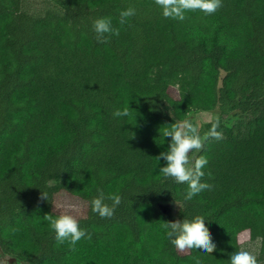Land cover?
Here are the masks:
<instances>
[{
    "label": "trees",
    "instance_id": "obj_1",
    "mask_svg": "<svg viewBox=\"0 0 264 264\" xmlns=\"http://www.w3.org/2000/svg\"><path fill=\"white\" fill-rule=\"evenodd\" d=\"M38 1L33 7L28 0H0L3 252L23 262L40 258L36 264H196L198 249L175 254L174 263L96 246L115 229L122 230L126 243L141 244L145 221H134L127 207L151 198L150 192L142 197L138 191L164 180L167 188L153 198L158 212L153 217L161 215L154 227L159 237H166L164 222L202 216L212 235L235 247L238 235L248 232L240 237L260 240L264 254V0H222L214 14L189 11L184 21L165 18L154 0ZM130 7L136 14L120 25V12ZM102 18L120 29L108 43H98L93 30ZM170 88H176V97ZM126 107L128 116L113 115ZM191 112L213 115L205 133L215 118L220 120L223 139L192 154L208 159L201 182L211 190L185 201L188 185L165 178L161 166L155 174L146 169L120 174L109 170L112 161L106 157L82 176L70 177L72 166L86 163L87 150L97 147L168 149L171 138L164 131L188 120ZM114 158L123 164L134 160ZM53 176L73 195L92 200L103 192L109 205V196L122 197L112 218L103 221L92 212L91 239H81L75 251L56 241L45 219L58 216L39 194L50 188L46 182ZM11 191L26 193L24 200L15 204ZM52 234L53 252L42 258L37 239ZM204 264L230 262L206 259Z\"/></svg>",
    "mask_w": 264,
    "mask_h": 264
},
{
    "label": "clouds",
    "instance_id": "obj_2",
    "mask_svg": "<svg viewBox=\"0 0 264 264\" xmlns=\"http://www.w3.org/2000/svg\"><path fill=\"white\" fill-rule=\"evenodd\" d=\"M154 2L162 9V15L165 18L179 21H184L186 19L185 13L189 11L199 10L205 15H212L222 7V0H154ZM135 14L136 10L131 7L121 11L120 25L126 24L128 19ZM93 30L96 33L98 43H108V36H119L120 33L119 28L112 26L110 18L94 21ZM113 115L126 117L129 115V108L126 107L122 111L117 110ZM219 127L220 120L217 117L210 130L202 136L199 127L185 119L172 124L170 130L164 131V136L170 137L171 143L168 150L157 157L158 160L163 159L166 162V166L160 168V172L165 178H171L177 184L188 185V191L184 197L185 201H190L201 192L211 190L213 187L208 183L201 182L205 176L203 169L208 165V159L203 155L194 157L192 154L202 151L205 144L210 140H222L223 134L218 131ZM208 176L211 177L210 172ZM41 199L47 200L48 194L41 192ZM108 199L112 201L111 205L105 203V196L103 192H100L90 202L92 212L101 218H112L116 208L122 202V197L119 194H114ZM60 206L70 211L63 212L55 218L46 215L45 219L49 221L51 229L55 232L56 241L59 244L68 242L70 249L75 251L77 242L85 238L90 240L91 234L85 229H81L77 215L73 214L79 212L76 204L66 201ZM162 227L166 230V236L170 243L181 253L193 249H200L208 254L216 251V244L213 242L202 216H196L192 220L164 222ZM9 259H7L6 264ZM196 264H200L199 259H196ZM230 264H258V261L254 254L242 249L231 255Z\"/></svg>",
    "mask_w": 264,
    "mask_h": 264
},
{
    "label": "rangeland",
    "instance_id": "obj_3",
    "mask_svg": "<svg viewBox=\"0 0 264 264\" xmlns=\"http://www.w3.org/2000/svg\"><path fill=\"white\" fill-rule=\"evenodd\" d=\"M28 1L33 4V7H37L39 5L38 0H28ZM169 93L176 97V94H177L176 88H170ZM187 118L194 125L199 127L200 134L203 136L205 131H206L204 128L205 124L207 122H210L213 119V115L211 113H194V112L192 113L191 112L187 116ZM167 150L168 149H165V147H160L157 145H142V146H131V147L126 146V147H121V148H111V147L100 148V147H97V148L92 149V150H87L89 160L86 163L84 162L82 164V166L81 165H73L72 166L73 169H71L72 173H71L70 177L82 176L85 172V168H88L91 164L93 165L95 163L100 165V163L97 159H100L103 157L111 159L112 166H109L110 169L109 168L108 169L110 171H113V172H119L121 174V173H126L129 171H133L134 169H137L140 171H142V170L145 171V169H146L147 171H145V173L155 174L157 172V169L159 166H161V167L166 166V162L163 159L158 160L157 157H159L162 152H166ZM107 153H109V154H107ZM90 154H92V155H90ZM115 155L116 156L120 155L121 157H125V156L131 157L132 156V159H134V160H132V164L131 163L130 164H123L125 162H120L119 160H116L114 158V157H116ZM118 163H120V164H118ZM46 185H51V186H49L50 187L49 189H47V187H46L45 189H43V191H40L39 194L41 195V192L42 193L46 192L48 194L49 204L50 205L53 204L52 209H51L53 213L59 215L63 212L70 211L69 209H66V208L60 206L63 202L67 201V202H71L73 204H76L78 206L79 212L73 213V214L77 215L78 219H82L86 215V213H85V209L87 208L86 203L82 199H80L78 196L75 197V195L70 194L68 192L67 188L64 187L60 183L59 178H56V177L54 178V176L48 178ZM87 185H89V181H88ZM15 193H16L15 191H11V197L10 198L13 199L15 204H18V202H21V200H24L23 196H25L26 193L23 194V192H21L18 195H16ZM34 195H35V193H34ZM147 195L148 194L142 193V197H146ZM27 198L29 199V197H27ZM15 201H18V202H15ZM31 202H33V201H31ZM129 206L127 208H132V206H130V207ZM145 206L146 205H144V207L139 206L140 208L134 207V208H136L134 210L135 214H137L138 217H140V218H136V221H137V219H141L142 221H145L143 223H144L145 227H147V230H149L147 235H146V232L144 231V230H146L145 227L144 228L141 227V229L143 230V232H142V237H143L142 239L143 240L141 242V245H144V247L146 249V251H144L143 254H147L148 256L152 255L150 253V249H151V246H153L155 248H158V250H159L157 257L161 258V259L165 258L166 256H164V255H166L168 253L173 254V252L177 249L175 247H172V246L170 249V241L167 240V238L164 235V232H163L164 236H161V237L155 236L158 238V240L160 242L163 241V244L153 243V240H155V239H154V235H153L154 234L153 229L151 226H153V224H154V227H159V225H158L159 221L157 219L155 220V218H153V214H152L153 208L151 206H149V207H145ZM173 209H175V207H173ZM168 212H171V211L168 209ZM82 222L86 223L87 221L85 220ZM80 227H81V229H85L87 231V225L86 224H83V226H80ZM113 232L114 233L112 235V238L108 239L107 241L103 240L102 242H99L98 244H96V246L97 245H100V246H107L108 245V246H112L115 248H118V245L121 246V243L123 241L122 230L116 229V230H113ZM245 235H247V234H245ZM211 237H212V239H219V243L216 246L219 248L221 253L227 252V253H225L226 255H232L231 247L233 246L234 243H232L228 240H224L222 238H219L217 236H214L212 234H211ZM135 238H136V236H135ZM241 238H243V237H241ZM52 239H53V234L52 235H46V236H43V237L37 239L38 245L41 248H43L42 250L44 251L42 258L47 257L48 255H50L53 252L51 250V246H50ZM135 243H136V241H135ZM247 243L255 249V250H253L252 254H254L257 257V252L260 249L261 241L255 240L253 242H247ZM154 244H156V245H154ZM138 251H140V250L138 249ZM177 252L179 254H183V253L179 252L178 250H177ZM234 253L235 252H233V254ZM8 258H10V259L8 260L7 264H36L40 260V258H35L31 262H23L21 260H18L16 258L9 256L8 254L4 253L2 248H1V245H0V264H6V261ZM257 261H258V264H260L258 259H257Z\"/></svg>",
    "mask_w": 264,
    "mask_h": 264
},
{
    "label": "crops",
    "instance_id": "obj_4",
    "mask_svg": "<svg viewBox=\"0 0 264 264\" xmlns=\"http://www.w3.org/2000/svg\"><path fill=\"white\" fill-rule=\"evenodd\" d=\"M167 183L164 181V180H161L158 184H156V185H153L152 187H150V188H146V189H143V191L142 190H140V191H138L139 192V194H144L145 192H150L152 195L150 196L151 198H146V199H144V200H140V199H137L135 202H136V204L135 205H133L132 206V208H130V210L129 211H131L132 212V214H131V218L133 219L134 218V221H136L135 220V217H138V215L137 214H135V212H134V210L136 209V208H134V207H144V205H146L145 207H149V206H151L152 208H153V211H154V213L156 214V213H158L157 211H156V209H155V206H154V204H153V198H156V196H159L160 194H162L163 193V191L167 188ZM138 193L137 191H134V193ZM142 192V193H141ZM122 193H124L123 191H122ZM122 193H121V195H122ZM78 195H75V197H77ZM80 199H82L85 203H86V205H87V208L85 209V213H86V215L82 218V219H78L79 220V224H80V226H83V224H86V225H88L90 222H92L93 220V215H92V210H91V204H90V202H91V198H83L82 196H78ZM94 199V198H93ZM52 203V202H51ZM52 205L53 204H51L50 205V207H51V209H52ZM139 207V208H140ZM161 208H163V210H165V207L164 206H161ZM52 211V210H51ZM158 217H160L161 218V215H159V214H157L156 216H154L153 218H155V220H156V218H158ZM139 218V217H138ZM87 221L86 223H83L82 221ZM106 219L105 218H103V221H105ZM140 222H141V219H138ZM136 222H138V221H136ZM143 227H145V225L143 224L142 225ZM152 228H153V235H154V237L155 236H159V230H158V228H154V224H153V226H151ZM116 230V229H115ZM113 233L114 232H112V235H113ZM242 234H248V232H244V233H242ZM242 234H239L238 236L240 237V236H242ZM112 235H111V237L110 238H112ZM249 235V234H248ZM247 236V235H246ZM239 237H237V238H239ZM110 238H108V239H110ZM136 238H137V236H136ZM166 238H167V236H166ZM216 238V237H215ZM241 238V237H240ZM107 239V240H108ZM155 239H157L156 237H155ZM106 240V241H107ZM167 240L169 241V239L167 238ZM213 240V242L217 245L218 243H219V239H212ZM241 241L235 246V247H231V250H232V254H233V252H238V251H240V250H247V251H250L251 253L253 252V250H255L253 247H251L245 240H244V238H241L240 239ZM135 241H136V243L134 242V243H130V244H126V242L123 240L122 241V243H121V246L120 245H118V248H115V247H112V246H100L101 248H103V249H109V250H113V251H118L119 253H126V254H128V255H135V256H143V257H148V258H151V259H154V260H161V261H166V262H176V258H175V254L176 255H179V256H188L189 255V251L188 252H185V253H183V254H179L178 252H177V250H175L174 252H173V254L172 253H168V254H166V255H164V256H166L165 258H158L157 257V254H158V252H159V250L158 251H155L156 250V248L155 247H153V246H151V249H150V253L152 254V255H150V256H148L147 254H143L144 253V251H146V249H145V247H144V245H141L140 243H138V241H137V239H135ZM155 242H156V240H155ZM158 242V241H157ZM157 242H156V244H157ZM153 243H154V240H153ZM234 243V242H233ZM143 244V243H142ZM156 244H154V245H156ZM161 244H163V241L161 242ZM171 246L172 247H174L171 243H170V249H171ZM138 249L140 250V251H138ZM230 249V248H229ZM162 251V250H161ZM224 253H227V252H224ZM220 254H221V252H220V250H219V248L216 246V251L215 252H213V253H211V254H208V253H206V252H203L202 250H200V249H198V259H199V261H200V264H204V261L206 260V259H213V260H221V261H226V262H230V259H225V258H222V257H220ZM257 259L259 260V262H260V264H264V254H262V253H260L259 251L257 252Z\"/></svg>",
    "mask_w": 264,
    "mask_h": 264
}]
</instances>
